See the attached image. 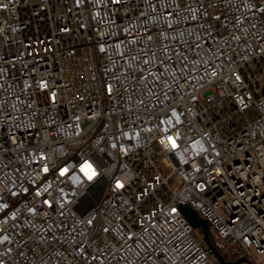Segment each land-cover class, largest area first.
<instances>
[{"label":"built area","instance_id":"obj_1","mask_svg":"<svg viewBox=\"0 0 264 264\" xmlns=\"http://www.w3.org/2000/svg\"><path fill=\"white\" fill-rule=\"evenodd\" d=\"M179 204L262 264L264 0H0V264H218Z\"/></svg>","mask_w":264,"mask_h":264},{"label":"water","instance_id":"obj_2","mask_svg":"<svg viewBox=\"0 0 264 264\" xmlns=\"http://www.w3.org/2000/svg\"><path fill=\"white\" fill-rule=\"evenodd\" d=\"M177 208L179 209L180 213L185 218L187 223L201 237V242L204 244L207 252L218 264H252L245 257H241L234 262H226L222 255L216 250V248L211 243L209 237V226L206 220L201 219L198 214L186 204L182 206L179 204Z\"/></svg>","mask_w":264,"mask_h":264},{"label":"trees","instance_id":"obj_3","mask_svg":"<svg viewBox=\"0 0 264 264\" xmlns=\"http://www.w3.org/2000/svg\"><path fill=\"white\" fill-rule=\"evenodd\" d=\"M209 237L212 245L222 255L226 262H234L242 257V253L233 246H228L212 232L209 231Z\"/></svg>","mask_w":264,"mask_h":264},{"label":"snow or ice","instance_id":"obj_4","mask_svg":"<svg viewBox=\"0 0 264 264\" xmlns=\"http://www.w3.org/2000/svg\"><path fill=\"white\" fill-rule=\"evenodd\" d=\"M91 170V171H89ZM81 171L88 176V179H92L93 176L96 175V172L94 170H92V166L90 164H88L87 162H85L84 165H82L81 167ZM63 174V172H62ZM119 186V185H118Z\"/></svg>","mask_w":264,"mask_h":264},{"label":"rangeland","instance_id":"obj_5","mask_svg":"<svg viewBox=\"0 0 264 264\" xmlns=\"http://www.w3.org/2000/svg\"><path fill=\"white\" fill-rule=\"evenodd\" d=\"M209 231L214 233L213 230H211V229H209ZM260 261H261L262 264H264V260L263 259H261Z\"/></svg>","mask_w":264,"mask_h":264}]
</instances>
